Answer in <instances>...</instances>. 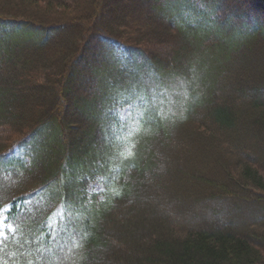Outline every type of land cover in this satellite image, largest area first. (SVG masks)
Wrapping results in <instances>:
<instances>
[{
  "label": "trees",
  "instance_id": "obj_1",
  "mask_svg": "<svg viewBox=\"0 0 264 264\" xmlns=\"http://www.w3.org/2000/svg\"><path fill=\"white\" fill-rule=\"evenodd\" d=\"M0 225V264H264V2L0 0Z\"/></svg>",
  "mask_w": 264,
  "mask_h": 264
},
{
  "label": "rangeland",
  "instance_id": "obj_2",
  "mask_svg": "<svg viewBox=\"0 0 264 264\" xmlns=\"http://www.w3.org/2000/svg\"><path fill=\"white\" fill-rule=\"evenodd\" d=\"M146 9L145 7L144 8H140L136 13H134L135 17H140L141 21H144L147 19V16H146ZM134 15H131V16H134ZM139 19V18H138ZM7 27L11 30V34L10 36L11 37H22L23 36V31H24V27L21 26V25H17V24H13V25H7ZM3 28H6V27H3ZM5 37L7 38H10L8 37L7 35H5ZM161 40V39H160ZM168 40V39H166ZM202 79V77H200ZM201 79L197 80V83H200L201 82ZM202 82H204V80H202ZM180 83V82H179ZM176 86L174 85L173 89L170 90V91H166L165 92V98L163 99L164 102H165V105L166 107L168 106L169 109H173L174 107V103L176 102L179 94H181V90L184 89L185 85L182 84V85H179L178 84V81L175 83ZM202 88V87H200ZM121 115L122 116H125L126 115V108H122L121 111H120ZM102 190V186L99 184L98 181H95V182H92L89 186V189H88V192H92V191H101ZM258 212H253V213H247V215L249 214V216L251 215H256ZM239 217L241 215H238Z\"/></svg>",
  "mask_w": 264,
  "mask_h": 264
},
{
  "label": "snow or ice",
  "instance_id": "obj_3",
  "mask_svg": "<svg viewBox=\"0 0 264 264\" xmlns=\"http://www.w3.org/2000/svg\"><path fill=\"white\" fill-rule=\"evenodd\" d=\"M4 239L3 225H0V240Z\"/></svg>",
  "mask_w": 264,
  "mask_h": 264
},
{
  "label": "water",
  "instance_id": "obj_4",
  "mask_svg": "<svg viewBox=\"0 0 264 264\" xmlns=\"http://www.w3.org/2000/svg\"><path fill=\"white\" fill-rule=\"evenodd\" d=\"M264 2V0H262Z\"/></svg>",
  "mask_w": 264,
  "mask_h": 264
}]
</instances>
